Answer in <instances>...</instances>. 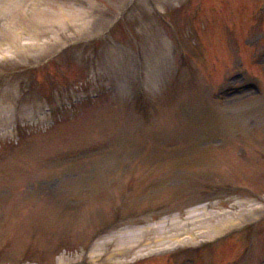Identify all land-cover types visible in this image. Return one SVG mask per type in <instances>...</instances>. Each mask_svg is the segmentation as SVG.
I'll return each instance as SVG.
<instances>
[{
	"label": "rangeland",
	"instance_id": "374dc122",
	"mask_svg": "<svg viewBox=\"0 0 264 264\" xmlns=\"http://www.w3.org/2000/svg\"><path fill=\"white\" fill-rule=\"evenodd\" d=\"M91 1L101 33L0 59L18 107L0 121V264H264V0ZM199 206L238 223L89 257Z\"/></svg>",
	"mask_w": 264,
	"mask_h": 264
},
{
	"label": "bare ground",
	"instance_id": "6f19581e",
	"mask_svg": "<svg viewBox=\"0 0 264 264\" xmlns=\"http://www.w3.org/2000/svg\"><path fill=\"white\" fill-rule=\"evenodd\" d=\"M149 1L155 8L161 7L162 0ZM126 2L123 0L117 4L121 7ZM140 2L141 0L138 1V6ZM109 17L112 16L104 14L103 9L91 0H0V59L18 56L21 60L35 59L36 62L51 46L60 47L68 40L101 33L110 23ZM1 89L0 113L7 114L18 108L15 102L17 98L12 90ZM6 114L0 121L9 120ZM203 208L204 206H199L187 211L181 220L175 215L170 219L163 218L153 224L142 226L135 231H122L111 235L94 244L89 249V257L95 259L104 243L113 238L119 240L121 248L117 249L116 254L121 255L126 251V247L139 243L146 231L154 229L155 239H149L134 252V255H138L146 250H152L157 245L169 248L175 245L194 244L200 240H211L238 223L233 220L211 224L209 221L212 215L205 214ZM189 224L193 227L191 231L186 230ZM169 225H171L169 232L163 231Z\"/></svg>",
	"mask_w": 264,
	"mask_h": 264
},
{
	"label": "flooded vegetation",
	"instance_id": "af4514ba",
	"mask_svg": "<svg viewBox=\"0 0 264 264\" xmlns=\"http://www.w3.org/2000/svg\"><path fill=\"white\" fill-rule=\"evenodd\" d=\"M170 260V259H169Z\"/></svg>",
	"mask_w": 264,
	"mask_h": 264
}]
</instances>
